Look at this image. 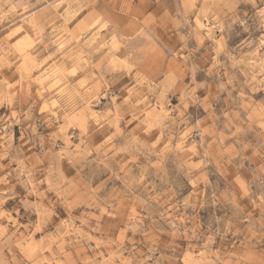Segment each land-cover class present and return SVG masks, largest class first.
<instances>
[{"label":"rangeland","instance_id":"374dc122","mask_svg":"<svg viewBox=\"0 0 264 264\" xmlns=\"http://www.w3.org/2000/svg\"><path fill=\"white\" fill-rule=\"evenodd\" d=\"M0 264H264V0H0Z\"/></svg>","mask_w":264,"mask_h":264}]
</instances>
